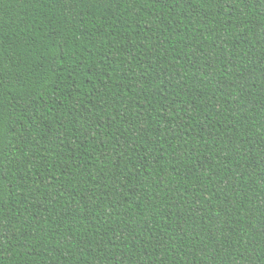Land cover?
Wrapping results in <instances>:
<instances>
[{"label": "trees", "instance_id": "1", "mask_svg": "<svg viewBox=\"0 0 264 264\" xmlns=\"http://www.w3.org/2000/svg\"><path fill=\"white\" fill-rule=\"evenodd\" d=\"M0 264H264V0H0Z\"/></svg>", "mask_w": 264, "mask_h": 264}]
</instances>
